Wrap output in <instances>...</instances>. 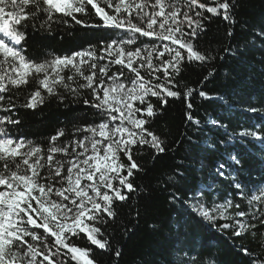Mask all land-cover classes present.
Here are the masks:
<instances>
[{
  "label": "snow or ice",
  "instance_id": "6c2138e0",
  "mask_svg": "<svg viewBox=\"0 0 264 264\" xmlns=\"http://www.w3.org/2000/svg\"><path fill=\"white\" fill-rule=\"evenodd\" d=\"M213 2L215 6L200 0H0V111L13 112L17 107L15 90L34 85L21 107L35 110L51 97L63 102L65 95L60 88L78 102L80 90L90 89L92 100L85 98L83 103L94 108L100 117L98 124L75 129L77 133H89L80 139L58 143L65 136L63 129L58 130L45 152L31 140L11 134L8 125H19V119L0 115V264H68L69 259L75 264H95L90 248L71 243L72 237L80 234L100 249L111 246L107 239L98 238L102 233L97 225L115 217L114 201H126L128 193L137 191L130 179L133 170H141L133 159L134 146L149 145L157 154L166 151L159 137L146 127L150 122L147 118L155 115L147 97H158L163 104L168 97L178 98L180 93L172 88L176 87L173 80L181 66L185 62L203 65L215 59L211 51L201 52L194 43L205 30L204 21L209 19L197 8L235 23L230 0ZM86 5H91L102 23L87 24L77 19L76 14L87 15ZM66 17L83 27L119 32L110 40L100 41L99 55L91 44L70 56H53L39 62L24 55L22 42L27 34L22 29L30 24L34 31L51 33L53 24L61 22L72 27ZM228 35H232L231 29ZM140 37H148L153 43L136 46ZM231 51L225 48L226 53ZM154 58L158 63H154ZM113 65L121 66V70L109 75ZM85 68L89 70L87 75ZM125 68L134 74L131 81L122 79ZM66 70L73 74L66 78ZM141 70L151 78L147 79ZM157 73L163 74V81L153 83L161 80ZM213 73L214 69L210 70L209 76ZM76 77L84 83L77 86ZM6 93L13 95L6 97ZM199 96L209 98L203 91H199ZM187 107L192 109L193 105L189 102ZM242 110L264 113V107ZM187 119L199 123L190 112ZM214 123L227 131L226 125ZM238 135L264 146L262 131L244 129ZM120 153L127 156L128 165L120 162ZM231 159L240 165L235 156ZM223 168L220 165L221 177L225 175ZM125 170L126 175L122 174ZM232 185L236 195L249 205L247 211H237L235 219L228 210L233 206L239 209L240 204H233L231 198L222 204L214 203L211 210L194 196L185 203L210 222L217 218L234 219V225L224 223L220 227H235V236L246 232L255 236V221L264 225V187L249 196L240 182L233 180ZM50 238L52 245L48 243ZM243 251L248 254L247 249ZM115 254L119 257L120 250ZM251 264H264V259L252 260Z\"/></svg>",
  "mask_w": 264,
  "mask_h": 264
},
{
  "label": "trees",
  "instance_id": "16d2710c",
  "mask_svg": "<svg viewBox=\"0 0 264 264\" xmlns=\"http://www.w3.org/2000/svg\"><path fill=\"white\" fill-rule=\"evenodd\" d=\"M200 2L215 6L213 0ZM230 2L234 4L235 23L225 21L222 15L213 16L206 10L196 9L204 11L209 19L204 21L205 30L194 43L201 52L211 51L215 59L203 65L185 62L181 66L173 80L176 87L172 88L180 93L178 98L168 97L163 104L158 97H147L155 115L145 117L150 121L146 127L159 137L166 151L157 154L149 145L134 146L133 159L141 170H133L134 176L130 179L137 191L128 193L126 201H114L115 217L97 225L102 233L98 238L107 239L111 246L100 249L84 234L72 237L71 243L75 246L91 249L95 264H191L193 258L194 264H251L252 260L264 259V225H259V221H255L258 225L255 236L247 232L235 236V227H220L224 223L234 225V215V219L210 222L192 212L185 203L194 196L211 210L214 203L231 198L233 204H240L239 209L233 206L235 214L247 211L249 205L236 195L233 180L244 185L249 196L264 187V146L253 138L238 135L244 129L264 132V113L242 110L264 107V0ZM86 9L87 15L76 14L77 19L87 24L102 23L91 5H86ZM64 19L72 27L61 22L53 24L51 33L34 31L30 24L22 29L27 34L22 42L24 55L39 62L53 56H70L90 44L95 45L99 53L100 41L110 40L119 32L83 27L70 17ZM230 29L231 36L228 35ZM151 43L150 38L140 37L136 46L145 47ZM225 48L232 51L226 53ZM154 63H158L155 58ZM118 69L120 71L121 67ZM213 69V75L209 76ZM123 71L129 80L134 78L126 68ZM141 74L151 78L144 70ZM157 75L161 80L153 83L163 81V74ZM76 81L77 86L82 83V80ZM33 90L34 85L15 90L18 93L14 98L15 115L2 111L0 115L19 119V125H8L11 134L31 140L45 152L50 138L58 130L65 131V136L58 141L63 144L82 135L83 131L77 133L76 128L100 122L96 110L83 103L85 98L92 100L90 89L80 90L78 102L60 88L65 95L63 102L51 97L35 110L21 107L26 95ZM189 90H193L191 95H187ZM199 91L209 98L200 97ZM8 95L13 93L5 94ZM189 102L192 109L187 107ZM189 112L198 124L187 119ZM214 121L226 125L227 131ZM233 156L240 160L239 166L233 163ZM120 162L130 163L123 153H120ZM220 165H224L223 177L218 174ZM122 174L126 175V170ZM48 243L52 245L53 239ZM117 249L121 252L119 257L115 254ZM68 264L75 262L69 259Z\"/></svg>",
  "mask_w": 264,
  "mask_h": 264
},
{
  "label": "rangeland",
  "instance_id": "374dc122",
  "mask_svg": "<svg viewBox=\"0 0 264 264\" xmlns=\"http://www.w3.org/2000/svg\"><path fill=\"white\" fill-rule=\"evenodd\" d=\"M101 5L104 6L110 12V14H112L111 9H108L104 4H101ZM97 54L99 55V53H97ZM101 63H103V62H101ZM119 67H121V66H119V65H113V66H111L110 67V71H109V75H111L114 72L119 71V69H118ZM88 71L89 70L87 68H85V74L86 75L88 74ZM63 74H64L65 77H67L69 75H72L73 73L71 71L66 70ZM128 78H129V76H126V75H125V77H122V79H126L127 81H131ZM76 80H82V79H80L79 77H76ZM82 83H84L83 80H82ZM88 134L89 133L83 132L82 135L78 139H80L83 136L88 135ZM78 151H79V149H78ZM222 203H224V202H222ZM222 203H218V204H222ZM233 210H234V207L230 208L228 211H229V213H231L232 215H234ZM212 214L213 215H216L215 213H212ZM217 219L224 220L223 218H217Z\"/></svg>",
  "mask_w": 264,
  "mask_h": 264
}]
</instances>
